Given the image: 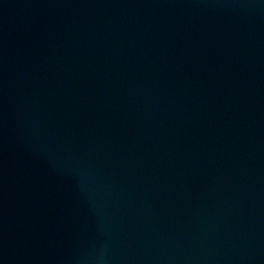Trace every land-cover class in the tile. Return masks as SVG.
Returning a JSON list of instances; mask_svg holds the SVG:
<instances>
[{"label": "water", "instance_id": "95a60500", "mask_svg": "<svg viewBox=\"0 0 264 264\" xmlns=\"http://www.w3.org/2000/svg\"><path fill=\"white\" fill-rule=\"evenodd\" d=\"M0 264H264V0H0Z\"/></svg>", "mask_w": 264, "mask_h": 264}]
</instances>
